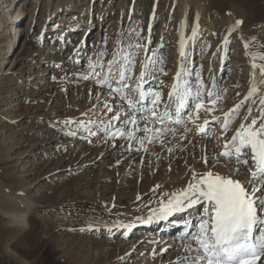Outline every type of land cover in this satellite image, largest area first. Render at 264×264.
I'll return each instance as SVG.
<instances>
[{
  "label": "bare ground",
  "instance_id": "bare-ground-1",
  "mask_svg": "<svg viewBox=\"0 0 264 264\" xmlns=\"http://www.w3.org/2000/svg\"><path fill=\"white\" fill-rule=\"evenodd\" d=\"M20 1L22 0H18L17 3H19ZM35 1L36 0L33 1V4L36 3ZM76 1L79 3V1L81 0ZM97 1L98 4L101 5V7L108 6L114 2L118 4V10H120L121 8L125 9V7H127L124 21H122V19H119L120 13L118 17H116V19H118L116 25L118 26L116 29L117 32L113 31L115 32V37L113 38V41H111L112 44L110 46V52L108 51V54H104L105 57H103L105 60L101 61L105 65V69L107 67V61L109 59H112L113 52L119 54L118 58L121 59L122 62L124 55L127 53H131L134 57V61H136V68L133 71L134 74H132L133 80H135V77L138 76L141 71L142 63L147 65V73H149L152 68V72L154 73L156 65L159 64L162 60L159 56H165V64H167V66H170L168 69L169 73L167 74V76H163L165 73L163 75L161 74V82H159V85H157L159 88H161L162 99L164 101H167L168 99V90L174 84L172 79L175 77L177 72L180 73L181 79L190 78L191 70H194V76H198L197 71L201 67V74L198 76V81H196V90H201L202 86H204V90L202 91L201 96L203 98L205 106L207 108H213L214 111L217 109L221 111V114L223 113L224 115L225 113L229 112V110L233 109L235 105H237L244 98V96L247 95L250 84L252 83V63L255 62L258 66H264V59H261V57L264 56V7L262 9H258V11L252 8V10H246V8H244V3L241 2L242 0H152L146 16L147 19L145 20V37H143V45L145 44L147 37L146 29L150 24L149 17L154 8H156V14L154 16V21L151 23L152 28L154 27L159 16L157 15V10L159 8L161 10H164L165 7L169 9L164 19V24L166 26H168V23L170 22L171 17L169 15L171 13H175L177 21L174 27V34L171 36V45L167 48L169 49L167 51L168 54L166 52L167 56L164 54V52L159 50V45L161 44L162 46H164V42H166L165 39L163 41L162 38L166 37V35H169L167 31L165 32V29L168 28H164L166 27L164 25V29L161 28L159 30L160 35L157 38V43H155L156 47L153 48V50L151 51V55H149L148 59L145 61L146 57L142 59L147 51L145 49V46H143L142 48H136L134 52H132L131 50H129V44L127 48L124 47L125 51L123 50V46L125 45L123 42L125 39L124 36L129 31L130 33L135 31V28L138 25V20L140 19L135 15L136 9L139 5V0H128L127 5L124 3V0ZM89 2L90 0L87 2V9L86 11H84V13L83 10H78V3L77 6L74 5L75 0H41L40 5L41 3H43L45 11H41L40 14L35 15V9H33V12L29 13V21L25 28L24 34L28 33L29 26L32 22L31 20L37 22V25H39L40 27V31L42 30L44 33H48L47 29H49V27L46 28V26L50 25V23L53 22V25L56 23L57 28L56 26H53L52 29H55L52 31V33L54 36H57V38L54 43L44 42L43 46L46 50H51L52 46L57 43L60 46L59 48H62L64 45H66L65 42L63 43V41H65L64 38L66 37V35V40L68 43H71L73 39L75 41V45H77L83 40V38L86 37L85 35L88 31V25L86 24L94 10L89 9ZM250 2L248 3V5L252 6V3ZM7 3L8 0H0V5L2 7L0 12V30H3L5 32V39H7L6 35L12 33L13 28L16 29L19 24V18L14 17L15 7L10 8L11 3L9 2V5H7ZM215 3L218 7H215ZM30 10H32V6ZM26 11L28 12V10ZM160 17L162 18V16ZM215 20H220V24L223 23V26L221 27L223 31H225V33L222 35V37H220L219 35L217 40L214 39L215 41H212L214 33L210 37H207L206 34L210 33V29L213 32L215 28ZM236 21L241 22L239 26H236ZM82 23L84 24V26ZM6 25H8L9 27H6ZM193 28L196 29L195 36H193ZM244 29L246 33H244ZM233 34L239 38H236L238 42H236V51L233 55L234 59H239L237 61V64H239L240 67L236 68V71L239 70V68L244 67V69H246V72L244 73L245 77L244 79H239L240 77L236 78L235 75H232V78H234L235 82H238L239 85L237 87V90L233 91L235 92L233 93L234 95L230 94L229 99L225 98V100L222 101L219 106L208 104V93H212L213 91L216 92L217 85L218 83H220L221 78H219L218 76V70L220 69V66L225 65L224 62L223 65L220 63V58L224 57L225 59V56L229 50L228 45H230L229 43H232L233 41L231 38ZM130 35L132 36V33ZM12 37H15V33L12 34ZM225 37H227V43H225ZM245 45H247V47H245ZM4 48H6V50H9V44H6ZM74 48L75 47L73 46L71 51H73ZM2 51L3 49H0V55H2ZM181 51H183V55L180 54ZM84 53L85 52L80 48V52L76 54L77 56L75 57V60L78 61L84 55ZM198 55H201L200 62L197 61ZM97 56L98 54L96 55L94 53L91 58L92 61H95L97 59ZM151 58L152 61L149 62ZM32 60L34 59L32 58ZM196 65H199V68L197 70H195ZM97 69L98 71H101V69ZM90 72L91 69L89 68L87 74H89ZM94 78L96 79L97 77ZM259 79L260 76L258 68L256 83L259 90L256 95L246 101L244 106L240 107L238 112L232 116L231 122L229 124L230 131L229 133L227 132V135H221L220 132L217 133L218 131H216L214 137L211 139L208 138V141L204 140L203 138H198L200 134L197 126L204 124L205 119H207L208 121L211 120L212 116L215 115L212 114L214 111H212L211 113H206L205 111L201 110L199 112V119H195V109L194 105H192L190 110L194 113L193 119L195 122L190 121L187 115L182 116L183 120H185L184 127L178 133V135H176L175 133L174 135H171L172 138L170 136L169 139V148L171 149V152L169 151V149L163 150L162 147H156V145L150 147L154 141H158V139L164 137L162 134L159 135V133L155 131H150L147 135L154 136L156 138L153 139V141L148 146L145 142L146 144L144 145L143 152L138 155L139 159H142L143 163L147 164L143 175L137 178V181L135 182L129 181L128 177H126L127 179L124 178V176L120 177L121 185H119V188L113 194L116 195L114 202H111V200L108 202L104 201V199L102 198L103 195H101L99 191L94 192L93 196H88V198H86L87 201H85L87 202V206H85V208L83 209V216L81 215L80 217V215H78L80 218L77 223L75 220V227L79 228V230L82 232L85 230L89 231L91 229L96 232L99 230V234L103 238H105L104 242L99 245V251L98 249H96L94 256L96 254L100 255L101 253H104L103 256L105 258H108V251L110 246L113 247L112 253L114 254L121 247L126 246V243H118L112 245V238L114 237H111V235H116L118 233V230H120L121 228L124 229L122 232H125L126 230H132L133 232H140V230H144L141 237L145 238L146 240L148 239L147 242H149V239L151 238H153L154 241L159 240V237L162 236V239L159 241H168L169 245H172V243L174 242V231H177L175 234L176 236L180 235L181 232H186L187 230L188 233L191 232L192 228L189 226V224L195 220V214L200 204H197L191 208H185L182 211L175 212L167 218H162L158 210H160L161 202L167 203V200L172 193L178 192V190L185 188L188 183L192 181L193 171L198 174H202L206 171L211 170L221 176H234L241 181H248L252 178L251 172H249L247 168L243 167H239L241 170L238 175L241 177H236L237 174L235 173V169L238 168V166L235 163L234 158L225 167H223L222 169L217 168V170L209 166L208 161L214 159L213 163H224L223 159L220 156H214L216 150H218L219 152L222 150L226 142L230 141L229 139L232 135H234L236 129L239 128L241 122L249 123L252 117H256L259 120L260 111L264 109V105H261L260 103L261 98H264V85L259 84ZM111 82H113L112 88H119L120 85H118L117 81L113 80ZM142 82L146 86L149 80H147L146 77V79ZM171 82L172 84L169 85ZM96 84L101 85L98 82ZM91 86L92 85L85 86V91H87V98L89 99L91 95L94 94L92 95L91 99L97 98L94 100V102L97 103V100L99 98H103L101 100L103 105L99 103L96 106H87L88 109H86L85 112H77L80 115L79 117H77V121H75L76 126H79L82 132L86 133L87 136H90L91 132L93 131V123L97 122L98 125L106 128V126H108L109 124L112 125L113 123H115L116 119H113L114 116H122L125 110L128 111V106L126 102L121 98L120 93L111 92L110 88L108 91L104 92L102 89L99 90L97 88L96 90V88L93 89ZM63 91L65 92L66 88L61 87L60 89L55 90L56 99L53 100L54 103L58 102L57 98L65 95ZM79 93H81L82 95L84 92H82L80 89ZM117 97L119 99L114 102L113 100H115ZM217 97H221V94H217L216 98ZM218 100L219 99H216V101ZM253 101L255 102L253 103ZM112 105H118V107L113 108ZM162 106L163 104L160 105V107ZM249 107H251V117H249V120H244V117L248 115ZM169 111H172V107L169 108ZM187 111L189 110L185 109V112ZM110 112H114L115 114L112 115ZM101 116H103V118H100ZM237 116H240L238 120H236L235 118ZM100 119L102 120L100 121ZM3 122L4 118L0 115V126ZM223 122L224 118H221L219 129L222 128ZM139 124L143 128L147 126L150 129H157L152 126L151 121L146 123L145 121L141 120ZM166 124L168 126L172 125L170 121H168ZM119 128H121V126H119ZM185 128H187L188 131H185ZM209 144H211L212 146V150L210 151L211 154L209 156L206 154L202 155V151L206 149ZM133 150L132 148L128 150L131 158L135 157V152ZM142 153L145 155L142 156ZM198 154H200L201 156H197ZM170 156L172 158V161H170ZM172 156H174L175 158ZM4 158L5 157L3 156V149L0 145V162H2ZM205 158H207V163H205ZM173 160L179 162L174 164ZM180 165L181 167H179ZM1 166L2 163H0V167ZM168 169H170V171H168ZM125 171L126 169L122 171V175L125 174ZM3 174L5 175V173L1 171L0 168V215L4 218L5 224L9 228L8 240L10 241V243L5 247V255L10 259L15 260L19 264H29L28 259L15 254L16 249L20 248L23 245L31 244L33 242L32 239L35 238V235L40 229V225H47L46 230H44L42 226L41 227L43 228V230L40 229L45 242L47 241V239L51 241L53 235L57 237L63 235V231L69 226H72L69 224L70 222H68L70 218V210L74 211L73 205L77 202H81V199H83V197H79L78 192L73 193L71 192L72 190H66V194H69L67 198L62 199L60 202H58V204L54 206H46V208L45 206L41 205V203H39L41 196H35L32 195L33 193L27 192V188H30L31 184H16L14 186H8L6 185L5 178L2 177ZM155 182H158V185H156L155 188L151 189L154 186ZM247 187L250 191L251 186L247 185ZM127 192H131V195H126ZM140 194H145V197H142ZM112 208L113 211H111ZM66 213H68V216ZM179 221L181 222L179 223ZM72 222L74 221L72 220ZM140 222H144V224L141 225L139 229H136V226L140 225ZM58 223L63 224L61 227H58ZM14 238H16L15 242H13L12 240ZM71 238L81 241L82 243L80 244V242L78 241L73 243L69 238L65 239L64 236L60 237V240H58L59 242H56L54 244L56 253H66L67 255H65V258L67 259V264H72L71 262L73 260L75 261V263L73 264H91V261L94 260L95 257L90 258L93 254L84 253V251L82 250V247L86 246L83 241L84 239L80 237ZM87 241L88 243L92 242V244H95L97 242L95 238ZM68 244L72 247L71 249H67ZM155 244L156 242L154 243V246ZM176 245L179 246V252L173 254L171 260L173 258H177L176 260L180 261L181 264H191V258L196 255L191 240L187 239L181 241L180 243H177ZM186 245H192V248H186ZM59 247L61 248L59 249ZM158 250H160V248H158ZM126 252L127 248H125L124 254ZM83 253L86 254L85 257H82ZM146 255H148L149 257L148 261L144 262V264L163 263L161 260L159 261L158 257L157 260L153 262V260L150 259L152 254H149L148 252L141 255L140 261L137 264H142L144 256L146 257ZM128 260L129 257L127 256L123 259L124 263ZM94 264H96V262Z\"/></svg>",
  "mask_w": 264,
  "mask_h": 264
},
{
  "label": "rangeland",
  "instance_id": "rangeland-1",
  "mask_svg": "<svg viewBox=\"0 0 264 264\" xmlns=\"http://www.w3.org/2000/svg\"><path fill=\"white\" fill-rule=\"evenodd\" d=\"M33 1L34 0H22L17 3L18 0H8L7 5H9L10 2V8L15 7L14 17L19 18V24L16 29L13 28L12 33L6 35L7 39L4 38L5 32L0 30V49H3L1 52L2 55H0V115L4 118V122L0 126V145L3 149V156L5 157L4 160L0 162L2 163V166L0 167L1 171L5 173V175L3 174L2 177L5 178L6 185L8 186H14L16 184H31L30 188H27V192L33 193L32 195L35 196H41L39 203L45 207L54 206L62 199L67 198L69 194H66V190H72L71 192L73 193L78 192L79 197H83V199H81V202L75 203V206L73 205L74 211L70 210L69 216L71 220L69 218L68 222H70L69 224L72 226H69L67 228L68 230L65 229L63 231L64 234L62 233L63 235L58 237L53 235L51 241L47 239L45 242V239L41 234V230H43V228L46 230L47 225H40L41 230H38L35 238L32 239L33 242L31 244H26L20 248H17L15 254L28 259L29 264H67V259L65 258V255L67 254L64 252L62 254H57L56 248H54V244L59 242V238L64 236L65 239L69 238L73 243L77 242L78 240L72 239L71 237H80L84 239L83 241L86 246H83L82 250L84 253L93 254L90 258L95 257V259L91 261V264H94L95 262L96 264H137L140 261L141 255L148 252L149 254H152L150 259H152L153 262H155L158 257L159 261L161 260L163 262L162 264H181L180 261L176 260L177 258H173L171 260L172 255L179 252V246L176 245L177 242H179L178 238H176L177 240L174 239L172 245H169L168 241H159L162 239V236L159 237V240L154 241V239L151 238L149 239V242H147L148 239L146 240L145 238L141 237L144 230H140V232H132V230H130L131 232L125 236V232H122L124 229L121 228L118 230L116 235H111V237H114L112 238V245L126 243V246L121 247L115 252V254L112 253L113 247L110 246L108 251L109 256L108 258H105L103 256L104 253L101 252L100 255L96 254L94 256L96 249L99 251V245H101L105 239L99 234L100 231L98 230L96 232L91 229L89 231L85 230L82 232L79 230V228L75 227V224L83 214V209L85 206H87L86 198H88V196H93L94 192L99 191L101 195H103L102 198L104 201L108 202L111 200V202H114L116 195L113 194L115 191H117L119 185H121L120 177H128L129 181L135 182L137 181V178L143 175V172L146 169L145 167L147 166V164H144L143 160L139 159L138 157V155L143 152L144 145L146 143L147 146L150 145L147 139H144L143 146L138 143L141 138L145 137L143 127H141L140 124L139 127L141 130L135 132L136 139L129 140L126 137L119 136L108 138L107 131L101 132V129H106L108 126H106V128L103 126L101 127V125H98L97 122L93 123V131L91 132L90 136H87V134L83 133L79 126H76L75 123V121L78 119L77 117L80 115L78 113L85 112L86 109H88L87 106H96L99 103L103 105L101 101L103 98H99L97 103L94 102V100L97 98L91 99L92 95L94 94H92L89 98L91 100L87 98L85 86L92 85L91 87L93 89H102L104 92L108 91L109 87L107 89L105 87H101V85H97V78L95 79V76L90 77L87 80L82 79L81 77L82 75H86L87 71H89L88 63L89 60H92L91 58L94 53L97 55L99 53L108 54L110 52V46L112 44L111 41H113L115 32H117L116 29L118 27L116 26L118 20L116 17H118L120 13L119 19L124 21L127 7H125V9L121 8L118 10V4L115 2L108 6L101 7L97 0H90L89 9L94 10L86 24L88 25V31L85 35L86 37L83 38L79 44L75 45V41L73 39L71 43L67 42L66 35L65 38L62 37L65 39L63 43L65 42L66 45H64L62 48H59L60 46L57 43L52 46L51 50L48 51L43 45L44 42L54 43L56 41L57 36H54L52 33V31L55 29L52 28L53 26H56V23L53 25L52 22L50 25H47L46 28L49 27V29H47L48 33H44L42 30L40 31V27L37 25L38 23L31 20L32 22L29 26L28 33L24 34L25 28L29 21V13L33 12V9H35V15L40 14L41 11H45L43 3L40 5L41 0H36V3L34 4ZM88 1L89 0H81L78 3L75 0L74 5L77 6L78 3V10H83L84 12L87 9L86 5ZM127 1L128 0H124L126 5L128 4ZM151 1L152 0H139V5L136 9L135 15L140 19L138 20V25L136 26L135 31L131 32L132 36L130 35V31L124 36L125 39L123 42L125 45L123 46V50L124 47L127 48L129 44L130 46H134L135 44L139 43L142 46H145V44L143 45V37H145L144 26L145 20L147 19L146 16L148 10L152 3ZM241 2L244 3V8H246V10L254 9L258 11V9H262L264 7V0H242ZM249 2L252 3V6L248 5ZM215 5V7H218L216 3ZM31 6L32 10H30ZM1 8L2 7L0 5V12ZM159 9L157 10V15L159 16L151 30V37L147 47V56L145 61L148 59L149 55H151L153 48L156 47L155 43H157V38L160 35L159 30L164 27V19L169 11L167 7H165L164 10ZM26 10H28V12ZM160 16H162L163 20ZM169 16L171 17L170 22L168 23V26L165 25L166 27H164L168 28L165 29V32L167 31L169 35H166V37L163 35L164 38H162V40L164 41L165 39L166 42H164V46L161 44L159 45V50L164 52L166 56L168 54L167 51L169 50L167 48L171 45V36L174 34V27L177 21L175 13H171ZM220 23V20H215V28L213 32L210 29L211 34H206L207 37H210L214 33L212 41L217 40L219 35L222 37V35L225 33L221 27L223 26V23ZM6 27L9 26L6 25ZM14 33L15 37L13 38L12 34ZM244 33H246L245 29ZM231 38L233 41L232 43H229L230 45H228L229 50L224 59L225 65L220 66V69L218 70V76L221 79L220 83L217 85V91H219L217 94H221V97H219V100L216 101V106H219V104H221L225 98L229 99L230 94L234 95L233 93L235 92L233 91L237 90L239 85L238 82H235V79L232 78V75H235L236 78L240 77L239 79H244L245 77L244 73L246 72V69L241 67L236 71V68L240 67L239 64H237L239 59L233 58L234 52L236 51V42H238L237 39L239 38L234 34L231 36ZM6 44H9V50L4 48ZM73 46L76 48V54L80 52V48L85 52L77 62L75 60L77 55L74 54V50L71 52ZM135 49L136 47H129V50L132 52H134ZM104 57L102 58V61L105 60ZM159 57L162 60L156 65L154 73L152 72L153 68L148 73L147 80H149V82L145 87L146 89L152 88L160 90L161 92V88H159L157 85H159V82H161V78L164 73L165 74L163 76H167L170 66L165 64V56L161 55ZM32 58L34 60H32ZM151 61L152 58L149 62ZM197 61H201V55H198ZM134 62L136 64V61ZM198 68L199 65H196L195 70ZM200 68L197 71L199 75L201 74L202 70ZM96 71H98V69H96ZM190 75V78L194 76L193 69L191 70ZM111 84H113V82H111ZM61 87L66 88V91H63L65 95L57 98L58 102L54 103L53 100L56 99L55 90L60 89ZM80 89L85 94L83 93L81 95V93H79ZM118 99L119 98L117 97L113 101L115 102ZM112 107L117 108L118 105H112ZM125 111L123 115L120 116L121 118L116 119L115 123L111 125V131H116L119 126H121L122 129L126 126L131 127L126 125L127 111ZM110 113L112 115L115 114L114 112ZM212 114H214L216 117H219V120H216L218 121V125L217 122H215L211 127L209 122L212 119L209 120L208 124L205 125L206 127L208 126L206 131H200V136H198V138H203L204 140L208 141L214 137L216 131H218L217 133L220 132L221 135H227L229 133L230 129L228 130V133H225L222 128L219 129L221 118H224L223 113L221 114V111L216 109ZM239 117L240 116L235 117L236 120H238ZM100 118H103V116ZM101 120L102 119H100V121ZM69 121L70 123H66ZM167 122L168 121H166L163 125L164 127H158L155 125V122H153L152 126L154 128L161 129L159 135L162 134L164 137L158 139V141H154L150 147L156 145V147H162L163 150L170 149V136L174 135L175 133L178 135L185 124V122H183L179 126H168L166 124ZM177 129L180 130L178 131ZM174 130L177 131L175 132ZM70 133H75V135H71ZM87 140L90 142L88 143ZM130 148H132V150L134 149L133 151L135 152V157L133 158H131L130 154L128 153ZM211 150L212 146L209 144V146L202 151V155L206 154L209 156L211 154ZM219 153L220 152L216 150L214 156L219 157ZM144 155L145 154L142 153V156ZM197 156L200 157L201 155L198 154ZM221 158L223 159L224 163H213L214 159H211L208 161V165L217 170V168L222 169L232 161V159L227 160L223 157ZM170 161H172V158ZM173 162L175 164L179 161L173 160ZM237 166L241 167V165L238 164ZM179 167H181V165ZM124 169H126V175H122V171ZM170 169H168V171H170ZM236 177L241 176L237 175ZM252 179L253 177L250 180ZM156 185H158V182H155L151 189L155 188ZM257 187H259L258 182ZM126 195H131V192H127ZM140 195L145 197V194ZM200 206L202 207V204H200ZM111 211H113V208ZM199 211L200 208L197 209L195 218L198 216ZM68 213H66L67 216ZM78 215H80V217ZM72 220L74 222H72ZM180 222L181 221H179V223ZM62 224L58 223L57 225L58 227H61ZM143 224L144 222H140V225L136 226V229H139ZM176 232L177 231H174L173 236H176ZM8 236L9 228L5 224L4 218L0 215V264H19L15 260L10 259L5 255V247L10 243ZM93 238H95L97 242L95 244H92V242L88 243L87 240ZM15 239L16 238L12 239L13 242L16 241ZM78 242H80V244L82 243L81 241ZM155 242L156 244L154 246ZM60 248L61 247H59V249ZM71 248L72 247L68 244L67 249ZM125 248H127V252L124 254ZM158 248H160V250H158ZM84 253L82 257H85L86 254ZM126 256L129 257V260L124 263L123 259ZM148 257V255H146V257L144 256L142 264L148 261ZM71 263L73 264L75 261L73 260Z\"/></svg>",
  "mask_w": 264,
  "mask_h": 264
},
{
  "label": "snow or ice",
  "instance_id": "snow-or-ice-1",
  "mask_svg": "<svg viewBox=\"0 0 264 264\" xmlns=\"http://www.w3.org/2000/svg\"><path fill=\"white\" fill-rule=\"evenodd\" d=\"M240 23L236 21V26ZM195 34L196 29L193 28V36ZM225 43H227V37H225ZM130 47L142 48L143 46L137 43ZM180 54L183 55V51ZM118 55L113 52L112 59L107 61L105 69V65L101 62L104 53H99L95 61H89L91 72L81 77L85 80L90 76L97 77L99 84L107 85L111 92L120 93L128 106L126 125L131 127L126 126L123 129L117 128L116 131H111L112 126L109 124L105 129L108 138L119 136L129 140L136 139L135 132L141 130L140 120L146 123L149 121L163 123L168 120L173 124H182L184 122L182 116L187 115L190 121L195 122L194 113L190 110L192 105L195 109V119H199L201 110L206 113L214 111L213 108L205 106L201 90L197 89L193 94V89L187 86V82L184 86L174 83L168 92L169 100L164 101L159 90L145 89L141 83L148 75L147 65L142 63L139 75L133 80V55L125 54L123 62ZM261 59H264V56ZM97 68L101 71H96ZM258 68L259 84L264 85V66H258L253 62L252 83L249 91L233 109L224 114L223 131H227L232 116L238 112L239 108L257 94L259 90L256 83ZM179 76L180 74L177 73V79ZM113 80L120 84L119 88H112L111 81ZM212 95L211 92L208 93V102L215 105L219 97L213 99ZM173 103L176 105L175 118H173V113L167 110ZM260 103L264 105V98H261ZM148 104L151 107H148ZM161 104L166 109L163 112L159 111ZM185 109L189 111L182 113ZM249 117H251V107L244 120H249ZM120 118L119 115L113 117V119ZM212 119L219 120V117L213 116ZM207 123L208 120L205 119L204 124ZM197 127L199 131H204L203 126L198 125ZM143 131L146 135L138 141L141 146L144 144V139L151 143L156 138L147 135L150 131L159 133L161 129H150L145 126ZM185 131L188 129L185 128ZM70 134L75 135V133ZM224 148L225 150L221 151L218 156L227 160L235 158L238 165L251 172L252 180L241 181L234 176H221L211 170L202 174L193 171L192 181L185 188L172 193L167 203L161 202L159 214L162 218H167L175 212L197 204L204 205L203 215L190 225L195 231L187 233L196 245L194 249L196 255L191 258V264H257V261L264 257V109L260 111L259 120L252 117L249 123L241 122ZM205 163H207V158H205ZM240 170L239 167L236 168L235 173L238 175ZM257 182L259 187H257ZM247 185H251L250 191ZM185 247L191 249L192 245Z\"/></svg>",
  "mask_w": 264,
  "mask_h": 264
}]
</instances>
